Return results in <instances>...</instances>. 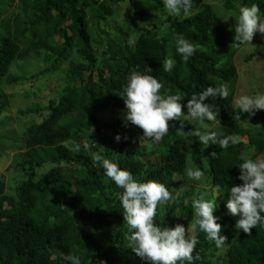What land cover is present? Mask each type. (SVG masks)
Listing matches in <instances>:
<instances>
[{
    "label": "trees",
    "instance_id": "16d2710c",
    "mask_svg": "<svg viewBox=\"0 0 264 264\" xmlns=\"http://www.w3.org/2000/svg\"><path fill=\"white\" fill-rule=\"evenodd\" d=\"M212 1L193 0V14L179 18L167 13L162 0H0V112L9 104L4 83L19 80L10 73L15 62L45 61L46 74L67 64L61 91L37 109L47 115L23 133L25 159L19 165L26 170L25 178L14 192L6 177L0 178V264H66L65 255L79 256L81 264H151L129 247L130 233L118 197L122 190L99 164L93 166L84 143L90 152L115 157L118 166L138 181L157 180L169 188L171 201L158 205L154 217L160 227L182 224L187 229L194 223L193 189H182L178 181L183 177L189 181L190 159L193 167L208 174L210 197L214 188L224 197L214 215L220 217V234L226 237L217 248L203 232L190 228V235L198 240L194 255L198 253L199 259L193 264H264V225L257 224L249 233L237 231L238 217L225 207L228 188L242 183L238 164L247 159L243 152L253 148L251 159L264 155V110L249 117L232 106L238 78L235 58L241 47L232 44L238 16L226 23ZM235 1L257 4L264 18V0L225 4L234 8ZM121 2L128 4L131 17L125 14V22L111 26L108 18ZM130 34L137 40L134 50L126 43ZM173 34L183 35L196 47L189 60L176 54ZM169 57L175 65L164 72L162 63ZM253 58L264 61V51L254 50L247 59ZM145 67L162 83V94H180L182 111L191 94L226 83L227 99L205 101L218 108L217 120L205 124L208 130L247 141L238 140L224 149L215 144L202 147L192 135L195 125L185 121L180 128L176 120L169 121L168 133L155 145L141 139L140 128L125 127L119 115L105 125L111 135L100 138L104 125L99 112L112 109L125 114L123 86L133 70L144 72ZM253 117L259 119L246 120ZM117 133L119 141L114 138ZM2 145L0 137V158ZM47 163L56 166L45 174Z\"/></svg>",
    "mask_w": 264,
    "mask_h": 264
},
{
    "label": "clouds",
    "instance_id": "9594fccd",
    "mask_svg": "<svg viewBox=\"0 0 264 264\" xmlns=\"http://www.w3.org/2000/svg\"><path fill=\"white\" fill-rule=\"evenodd\" d=\"M193 0H162L163 8L168 14L189 18L193 14ZM234 17V16H233ZM233 43L237 46L250 44L255 33L264 34V18H261L260 9L253 3L239 7L238 18L235 17ZM175 52L184 61L189 60L196 52V47L183 35L173 34ZM136 37L129 35L127 45L134 50ZM175 60L166 58L162 63L164 72H171ZM152 69L145 67L144 72L133 70L127 77L120 94L124 100L125 127L129 124L142 130L141 139H149L152 143H158L168 133L169 121H180V128H184V122L194 124L192 135L197 137L202 147L209 144L218 145L221 149L237 144L234 136H224L222 132L208 130V125L214 123L218 117V108L214 109L205 101L209 98L227 99L229 86L220 82L215 86H208L198 94L190 95L186 105V111H182V97L180 94H162V83L151 74ZM239 113H247L249 117L258 111L264 110V92L255 94H241L233 98V105ZM248 120V119H246ZM116 141L121 139L119 133L114 137ZM126 139V137H125ZM83 150L90 153L93 166L99 164L104 170V175L122 191L118 193L120 209L123 212L124 224L130 233L129 247L132 252L143 261L151 264H193L199 259L198 253L194 255V249L198 240L190 235L192 230L198 229L205 234V238L213 241L217 248L225 244L226 237L221 235V224L217 221L220 217L214 215L218 208L215 199H205L204 194L191 200L194 223L186 229L182 224L174 227H160L154 223L157 215V206L169 203L173 193L164 183L157 180L138 181L133 174L122 169L112 159L106 158L99 151L90 152V146L83 144ZM81 146H76L80 151ZM55 164L47 163L43 166L44 173L55 167ZM241 184H234L228 188L230 193L225 207L228 213L238 217L235 222L237 231L249 233L257 224L264 225V158L243 159L238 164ZM187 177L198 181L202 177L199 169H189ZM39 175L37 179H39ZM173 179H177L173 177ZM188 205V200L184 201ZM66 264H81V258L74 255L63 256Z\"/></svg>",
    "mask_w": 264,
    "mask_h": 264
},
{
    "label": "rangeland",
    "instance_id": "374dc122",
    "mask_svg": "<svg viewBox=\"0 0 264 264\" xmlns=\"http://www.w3.org/2000/svg\"><path fill=\"white\" fill-rule=\"evenodd\" d=\"M226 1L227 0H213L212 3L218 8L220 14L225 17L226 23H229V21L235 17L234 15L238 16L239 7L244 5L242 1H235L233 3L235 7L229 8L225 4ZM125 14L130 18L131 10L126 2H121L115 7L114 15L108 18V23L111 26L122 24L127 19ZM254 50L264 51V34H260L259 32L255 33L250 44L239 48L235 58L238 69L236 96L264 92V61L257 60L256 58L250 61L247 59ZM48 66L49 64L47 62L35 58L26 60L25 62H15L10 69V73L17 76L19 80L13 84L5 82L3 86L4 90L9 95V104L3 112H0V137H2L3 141V157L0 158V178L6 177L8 188L12 192H14L16 185L25 178L26 173V170L19 165L20 162L25 159L23 133L29 125L40 123L43 120L47 112H39L37 110L38 107L55 98L64 84L67 64L63 65L62 68L55 72L43 73L42 71ZM116 115H119V118L121 117L123 119L122 124H124L125 114L123 113L116 114L112 109H102L99 112L100 122L104 125L100 138H103L105 134L111 135V131H109L105 125L111 123L113 117ZM257 119H259V117H253L248 119V122H254ZM131 136L132 138L137 137L133 134ZM236 138L244 142L247 141V137L236 136ZM138 140L142 143V140ZM155 145H158V143ZM253 152V148L248 149L243 152V156L248 158ZM259 158H264V155H260ZM189 169H197L193 167L190 159L188 160L186 172ZM200 171L202 172L200 180L194 181L189 178V181L186 182L184 181V177L183 179L178 178V181L181 182L179 186L182 189H193L192 198L204 194L205 199L214 200L217 194L216 202L220 205L221 198L223 200L224 197H221L217 188L213 189L214 197H210V194L206 192L212 187L210 179L206 171Z\"/></svg>",
    "mask_w": 264,
    "mask_h": 264
}]
</instances>
